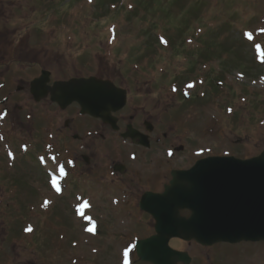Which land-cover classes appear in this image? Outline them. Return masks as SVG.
<instances>
[{
  "label": "rangeland",
  "instance_id": "374dc122",
  "mask_svg": "<svg viewBox=\"0 0 264 264\" xmlns=\"http://www.w3.org/2000/svg\"><path fill=\"white\" fill-rule=\"evenodd\" d=\"M116 1L118 0H0V19L7 25H48L55 26L59 31L66 30L67 27H88V30H95V49H99L98 43L101 49L108 37V33L101 31L106 30L109 25L117 24L122 33V41L113 50L110 66L106 61L99 65V61L95 59V72H109L118 62L119 69L116 70L120 76H162L167 82L162 87L163 94L181 99L178 105L181 104L179 109H184V113L177 118L182 120L185 117L187 121L181 122L180 125L184 126L179 131L189 127L194 134L191 141L194 140L195 144L188 143L190 156L209 153L233 154L246 158L264 150V0ZM130 5L133 7L130 8ZM158 32H166L169 37H177L178 40L173 45L165 39L160 43ZM190 34L204 35L202 41L208 46L211 55L206 56L203 51L187 52L184 40L187 46L194 45L192 39L196 41V37ZM102 37L104 40L100 42ZM90 41L92 42L91 38ZM69 59H63L60 64L52 62L50 66L54 67L56 74L64 75L71 71L78 73L77 66H81L83 61ZM134 64H139L141 70L134 69ZM175 76L180 77L177 94L171 91V85L168 84ZM193 79L190 85H183ZM218 81L223 84H218ZM180 91H190L191 97L184 100ZM13 93L15 94L14 90ZM16 95L20 94L14 96ZM29 103L27 105L33 107L39 120L54 118L57 123L56 120L63 116L53 104ZM1 111L0 118L3 116ZM171 113L176 114L175 110H171ZM163 119L164 122L170 120L167 116ZM2 121L0 136L9 135L11 139L7 141L13 148L14 145L17 146L15 135L31 134L21 132V123H26V117L23 112L19 114L17 107L13 111L10 109L9 116ZM195 130L198 135L204 132L207 140L198 141ZM40 138V148L35 145L32 147L36 154L43 151L41 141L45 139L44 134ZM170 140L173 144L180 143L177 134L172 135ZM170 140L165 141L161 149L167 159ZM3 147L6 146L0 142V149ZM151 151L156 152L154 149ZM151 151L147 153L151 154ZM184 155L185 152H180L177 158ZM34 156H29L32 158L30 159L19 154L14 166L10 167L6 155H0V197L3 198L0 213L10 212V205L5 207V204H13V200H18L19 196L21 203L26 204L21 206L19 214L27 213L30 206H33L34 213L31 211L28 214L30 218L27 216L22 220L21 227L14 225L13 220L2 221L3 213L0 218V264H24L29 258L35 259L38 264H66L67 256L59 257L60 251L63 248L66 252L75 250L59 237L60 231H66L71 224V217L65 207L61 206L62 200L60 203L50 204L48 208L44 207L45 199L42 201V198L48 194L49 185L45 169L34 163ZM151 157L154 158V155ZM143 166L149 167V161L143 160ZM171 166L172 163L169 164ZM163 168L166 169L164 164ZM105 186L104 182L98 181L95 187L82 185L78 189L90 191L86 194L92 198L101 188L106 189ZM5 189H13L15 193ZM71 199V196L67 197L68 212L71 211ZM34 201V204L30 203ZM109 211L108 206H100L97 214L102 213L106 217ZM44 215L49 219L50 225L46 228L44 223L38 227V222H42ZM26 222L37 227V235L35 230L30 233H35V239L30 240L33 237L24 233ZM6 232L11 235L6 236ZM86 249L90 252L89 248ZM220 250L223 256L218 254L222 256V264H264V241L238 247L222 243ZM68 259L70 260V256ZM94 262L95 259H89L87 264Z\"/></svg>",
  "mask_w": 264,
  "mask_h": 264
},
{
  "label": "flooded vegetation",
  "instance_id": "af4514ba",
  "mask_svg": "<svg viewBox=\"0 0 264 264\" xmlns=\"http://www.w3.org/2000/svg\"><path fill=\"white\" fill-rule=\"evenodd\" d=\"M8 33L9 31L0 29V40L7 38ZM91 37L94 39L95 44V34H92ZM80 54L93 58L91 63L88 61L84 63L85 68H95V46L90 50L81 51ZM3 75L4 73L0 72V76ZM38 75L39 73L29 72L22 76H30L29 79H31ZM91 75L95 74L83 73L70 76ZM8 76L18 78L17 76L20 75L12 73ZM50 76L57 75L51 73ZM107 77L112 78L117 85L126 88L128 92L129 99L126 107L116 113L118 129L113 130L109 125L101 128V125L105 124L99 119H95L93 125L80 126L79 122L76 121V116L69 115L71 114L70 109L65 110L67 115L63 120H56V122L62 121V128L59 132L63 136H59V140L60 138L65 140L67 135L76 140L77 143L75 145L76 152L71 154L74 157V162L66 164L64 184H62V192L66 194V201H63V205L69 217H71L72 223L67 228L69 234H67V230L64 234L71 244L78 243L82 235L81 230L76 225L79 220L76 198L79 191L78 187L82 186L79 181L91 177L89 181L95 183V174H97L98 178H103L106 181L104 187L106 189L101 188L96 192L95 205L92 211L97 226L95 232V264H153L139 257L137 241L141 243L156 235V218L148 208H155L158 205L156 203L159 201L154 198L143 201L144 195L147 193H162L166 185L170 184L172 180L173 168H163V164H165L164 154L161 153L165 140L171 137V132L165 130L169 123L164 124L163 122L165 107L169 108V105L165 103L162 94L160 77L156 80V85L148 76ZM53 121H55L54 118ZM131 128L132 131H139L141 136L136 139L130 137L126 141L131 146L144 149L141 153H136L137 159L135 162H129L124 153L119 154V157H117L116 151V139H121L122 134L131 131ZM77 132H80L82 136L77 137ZM90 132L92 134L88 135ZM141 137L149 141V148L138 143L142 140ZM105 142H107L106 146L109 151L102 148ZM101 148L106 151L103 153V157H99ZM146 148L148 150L154 149L156 152L148 154L144 152ZM181 150H186V147L182 146ZM151 155H154V158ZM177 159L179 160V157L175 160ZM143 160L149 161V167L143 166ZM182 161L183 163L175 168L185 167L187 160L183 159ZM117 163H121L123 167L119 171L115 169ZM69 164L71 167L68 168ZM68 196L73 198L69 201L71 205V211L69 212L66 208ZM100 206L110 208L109 213H106V217L102 213L97 214ZM180 213L183 216H189L190 211L182 209ZM168 244L174 250L182 252L183 257L176 259V255L164 250V238L160 234L155 241H146L141 247L143 246V252L146 253L152 251L159 253L164 250L163 253L171 264H222L223 254L220 250V244L202 246L194 239L186 240L174 236L169 238ZM173 249H169V251L175 252ZM201 252H205V254H201ZM62 253L65 254L66 249H63ZM218 253L222 256H219ZM32 261L35 260L29 258L24 264H29ZM66 264L68 263L66 262ZM79 264L84 263L81 261Z\"/></svg>",
  "mask_w": 264,
  "mask_h": 264
},
{
  "label": "water",
  "instance_id": "95a60500",
  "mask_svg": "<svg viewBox=\"0 0 264 264\" xmlns=\"http://www.w3.org/2000/svg\"><path fill=\"white\" fill-rule=\"evenodd\" d=\"M83 82L90 81L59 82L55 87L62 92L73 89L66 102L78 100L85 110L92 111L86 96L77 91ZM93 84L95 88L106 86L98 80ZM64 97L53 96L60 102ZM180 175L188 179L190 187L179 200L184 201L187 193V205L194 211L180 225V234L190 227V233L203 243L264 239V152L248 160L208 157Z\"/></svg>",
  "mask_w": 264,
  "mask_h": 264
}]
</instances>
